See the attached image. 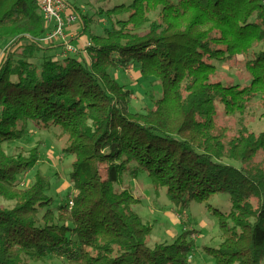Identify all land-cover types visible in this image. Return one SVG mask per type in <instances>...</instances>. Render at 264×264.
<instances>
[{"label": "trees", "instance_id": "1", "mask_svg": "<svg viewBox=\"0 0 264 264\" xmlns=\"http://www.w3.org/2000/svg\"><path fill=\"white\" fill-rule=\"evenodd\" d=\"M103 35L83 53L57 59L37 0H0V264H27L56 255L72 264H191L185 233L148 246L152 227L133 206L128 187L145 174L154 191L178 206L228 194L231 207L213 210L221 242L207 248L215 264H264V129L237 132L217 123L243 116L260 99L264 110V0H133L107 12ZM82 17L85 30L88 23ZM259 48L257 51H255ZM242 56L251 81L214 80L215 61ZM161 87L145 113L112 71L131 64ZM113 75V76H112ZM264 117V112H263ZM57 129L72 156L73 205L58 212L47 178L21 176L39 161V147L9 154L29 124ZM235 163L237 165H233ZM100 165H105V177ZM209 207V205H207Z\"/></svg>", "mask_w": 264, "mask_h": 264}, {"label": "rangeland", "instance_id": "2", "mask_svg": "<svg viewBox=\"0 0 264 264\" xmlns=\"http://www.w3.org/2000/svg\"><path fill=\"white\" fill-rule=\"evenodd\" d=\"M132 1L68 0L70 6L80 18L82 19L85 16L84 21L88 23L85 30L82 26L83 22L76 24L77 28L80 27V37L83 38L82 41L84 42L82 50L79 49L80 52L83 53L85 48L88 47V43H91V34L103 35L105 29L110 28L115 18L109 19L107 17L108 10L116 4H129ZM7 44L8 42H4L0 45V59L4 55L3 51ZM69 45L72 48L78 47L75 42H71ZM245 61L246 59L242 56L230 61H215L217 72L214 80L220 81L224 85H248L251 79L246 74ZM112 74L120 84L131 91V110L133 112L145 113L147 110L153 109L154 101L161 97L159 83L153 81V79L141 77L139 67L134 63L126 67H118L112 71ZM263 112L259 98L250 103L243 116L227 117L222 112L221 104L217 103V123L232 128L234 133L238 131L239 123L242 120L250 131L259 134L264 129ZM28 128L29 130L23 138L12 144H4V147L9 154L19 149L29 151L35 146L39 147V161L33 169L21 176V183H24L23 187L32 184L37 171L44 175L48 183L46 194L52 198L50 209L57 213L60 206L65 204L74 193L69 179L73 157L62 153L64 139H59L57 129L43 130L31 123ZM100 172L105 177V165H100ZM121 187H128L131 193L140 199V202L134 205L133 209L144 223H148L152 227L148 239L149 247L159 243L171 244L177 237L185 233L187 241L192 246L188 254L190 263L215 264L214 258L206 252L207 248H216L221 242L217 219L213 215V210L226 212L230 209L231 203L228 194L217 193L210 196L206 203L190 202L187 207L183 208L170 201L165 189L158 192L154 191L150 179L145 174H140L135 179L125 175ZM8 204L0 197V205L5 206ZM26 263L72 264L65 257L60 258L56 255H51L37 262L27 260Z\"/></svg>", "mask_w": 264, "mask_h": 264}, {"label": "built area", "instance_id": "3", "mask_svg": "<svg viewBox=\"0 0 264 264\" xmlns=\"http://www.w3.org/2000/svg\"><path fill=\"white\" fill-rule=\"evenodd\" d=\"M37 3L47 27V33L41 39L45 44L58 40L66 42L68 39L67 28L82 22L80 16L68 3V0H37ZM88 46H90V43H88ZM65 47L72 54L80 52L78 48H72L69 43H66ZM21 186L23 187L24 183H21ZM72 205L71 197L68 200V207L71 208Z\"/></svg>", "mask_w": 264, "mask_h": 264}, {"label": "crops", "instance_id": "4", "mask_svg": "<svg viewBox=\"0 0 264 264\" xmlns=\"http://www.w3.org/2000/svg\"><path fill=\"white\" fill-rule=\"evenodd\" d=\"M77 25H73V26H69L67 28V36L68 39L66 40V42H61L60 40L58 41H54L52 42V46L55 48L53 50V53L56 55L57 59H62V58H66L68 55L69 56H74V54L70 53L65 45L66 43H71V42H75V44H77V48L82 50V45L84 44V42L82 41L83 38H81V33H80V27H76ZM70 53V54H69Z\"/></svg>", "mask_w": 264, "mask_h": 264}]
</instances>
